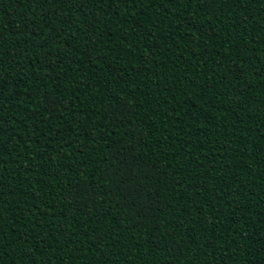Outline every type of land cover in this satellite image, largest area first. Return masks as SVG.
Instances as JSON below:
<instances>
[{"label":"trees","instance_id":"16d2710c","mask_svg":"<svg viewBox=\"0 0 264 264\" xmlns=\"http://www.w3.org/2000/svg\"><path fill=\"white\" fill-rule=\"evenodd\" d=\"M0 264H264V0H0Z\"/></svg>","mask_w":264,"mask_h":264}]
</instances>
